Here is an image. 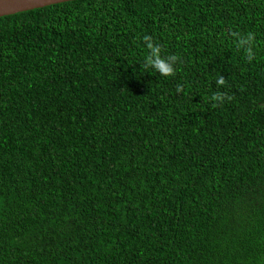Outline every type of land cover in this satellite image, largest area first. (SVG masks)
<instances>
[{
  "label": "trees",
  "instance_id": "1",
  "mask_svg": "<svg viewBox=\"0 0 264 264\" xmlns=\"http://www.w3.org/2000/svg\"><path fill=\"white\" fill-rule=\"evenodd\" d=\"M0 264H264V0L0 16Z\"/></svg>",
  "mask_w": 264,
  "mask_h": 264
},
{
  "label": "water",
  "instance_id": "2",
  "mask_svg": "<svg viewBox=\"0 0 264 264\" xmlns=\"http://www.w3.org/2000/svg\"><path fill=\"white\" fill-rule=\"evenodd\" d=\"M68 0H0V16Z\"/></svg>",
  "mask_w": 264,
  "mask_h": 264
}]
</instances>
